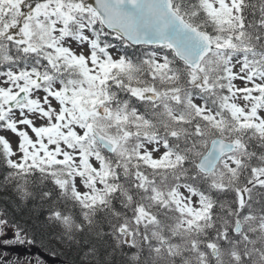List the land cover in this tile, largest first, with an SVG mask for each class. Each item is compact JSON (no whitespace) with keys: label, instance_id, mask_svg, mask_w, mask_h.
<instances>
[{"label":"snow or ice","instance_id":"1","mask_svg":"<svg viewBox=\"0 0 264 264\" xmlns=\"http://www.w3.org/2000/svg\"><path fill=\"white\" fill-rule=\"evenodd\" d=\"M264 264V0H0V264Z\"/></svg>","mask_w":264,"mask_h":264},{"label":"trees","instance_id":"2","mask_svg":"<svg viewBox=\"0 0 264 264\" xmlns=\"http://www.w3.org/2000/svg\"><path fill=\"white\" fill-rule=\"evenodd\" d=\"M13 254L20 257H31L38 255L43 258L46 263L74 264L76 259V253L67 246H61L58 243L49 244L46 238L43 244H37L35 246H18L11 250Z\"/></svg>","mask_w":264,"mask_h":264},{"label":"rangeland","instance_id":"3","mask_svg":"<svg viewBox=\"0 0 264 264\" xmlns=\"http://www.w3.org/2000/svg\"><path fill=\"white\" fill-rule=\"evenodd\" d=\"M46 264H48V263H46Z\"/></svg>","mask_w":264,"mask_h":264}]
</instances>
